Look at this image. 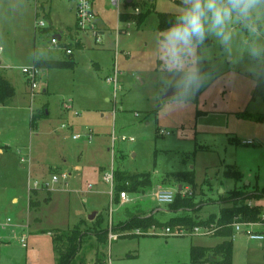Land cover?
Segmentation results:
<instances>
[{"label": "rangeland", "instance_id": "1", "mask_svg": "<svg viewBox=\"0 0 264 264\" xmlns=\"http://www.w3.org/2000/svg\"><path fill=\"white\" fill-rule=\"evenodd\" d=\"M133 2L155 13L141 24L132 18L124 25L108 0H97L101 44L96 45L91 36L74 33L73 1L0 0V76L14 90L13 98L0 104V264H57L65 246L54 239L71 230L83 235L70 264H222L211 254L202 263L190 259L192 247L208 249L223 240L214 231L203 235L165 223L174 216L206 221L220 206H230L226 197L238 189L260 196L246 203L261 213L251 231L264 234V121L255 119L264 115V104L252 99L264 60V11L258 20L253 13L258 34L234 14L225 28L227 44L212 30L209 13L202 42L173 62L167 56L173 29L158 32L157 14L183 20L194 0ZM257 7L264 10V0ZM47 19L48 27H37ZM56 34L63 39L54 47L50 40ZM253 46L259 57L250 55ZM62 49L71 51L74 68L39 70L30 101L20 70L34 60L63 59ZM196 59L211 70L200 76L199 94ZM107 78H115V86ZM167 91L172 95L162 98ZM43 109L46 118L40 117ZM27 156L28 166L19 162ZM29 169L31 180L47 181L61 172L66 184L30 190ZM110 172L148 174L150 187L127 192L128 200L119 204L114 180L111 186L103 180ZM180 172H192L194 183L178 189L171 175ZM232 173L238 178L228 176ZM157 188L180 193L193 207L169 212L168 205L152 200ZM43 198L49 201L40 204ZM34 201L38 209L28 208ZM149 215L160 226L120 229L132 217ZM166 227L183 233L166 236ZM22 235L25 248L18 241ZM230 240V264H264V240H249L244 229Z\"/></svg>", "mask_w": 264, "mask_h": 264}, {"label": "trees", "instance_id": "2", "mask_svg": "<svg viewBox=\"0 0 264 264\" xmlns=\"http://www.w3.org/2000/svg\"><path fill=\"white\" fill-rule=\"evenodd\" d=\"M126 7L136 5L131 2L125 5ZM154 10V9H153ZM152 9H146L141 11L139 15L135 16L137 24H141L149 14L155 13ZM157 14V13H156ZM127 16H120V20H125ZM47 21H49L47 19ZM50 22V21H49ZM184 24L183 20H178L171 14L158 13L157 14V25L156 30L158 32H163L168 29H174L177 26H182ZM197 39L192 37L191 44H196ZM63 53V52H62ZM65 56L61 60H34L32 66L38 70H72L75 66L71 59V53L69 55L63 53ZM194 72L196 76L195 86L196 93L199 94L203 90L202 80L200 76L210 75L211 70L198 59L195 61ZM14 96V90L12 86L0 76V104H5L8 100H11ZM252 99L258 98L262 104H264V60H262L259 75L255 80L252 92ZM30 118V126L34 127L35 122L38 120L37 115ZM48 115L47 111L43 109L40 117L46 118ZM32 116V115H31ZM255 119L264 121V115L256 117ZM172 178L177 182L178 186L187 184L191 186L194 183V177L192 172H180L171 175ZM226 176V174H225ZM234 179H237L239 174L232 173L228 175ZM113 180L115 183V191H126L128 193H136L138 191L147 190L150 187V179L148 174L133 175L127 172H116L113 174ZM262 196H264V189H262ZM180 193H176L174 201L172 204L168 205L169 212L177 213L178 211H189L192 208L191 201L189 199L181 198ZM226 197L227 202L230 206L221 207L216 215H209L206 221L194 222L191 221L189 217H179L174 216L169 219L165 224L171 227H212L214 229V234L216 237L223 239L220 243L211 248L203 247H192L190 249V259L193 263H202L207 255L211 254L215 259L221 258L222 264H230L231 258V245L230 240L233 236L232 225L234 223H254L259 221L260 208L256 206L249 207L247 201L255 200L260 198L256 193H248L240 189L231 191ZM35 204L29 202L28 207H34ZM160 223L156 221L151 215L148 217H132L128 219L121 227V230L134 231V230H147L149 228L158 227ZM61 236L54 239L64 242L65 252L58 256L57 264H70L75 258L77 251L81 245V238L83 234H79L76 230H71L69 232H61ZM63 236V237H62ZM64 238V239H63Z\"/></svg>", "mask_w": 264, "mask_h": 264}, {"label": "built area", "instance_id": "3", "mask_svg": "<svg viewBox=\"0 0 264 264\" xmlns=\"http://www.w3.org/2000/svg\"><path fill=\"white\" fill-rule=\"evenodd\" d=\"M95 1L96 0H74V31L81 34V35H89L92 38V42L93 44L96 45H100L101 41L99 39V35L100 34V29L99 27L96 25V19L98 18L96 11L94 10L95 7ZM127 0H108V4L110 7H112L115 12H116V16L118 18V21L122 22L124 25H126V22L131 21L132 18L135 19V16L139 15L141 10L140 8L136 5L135 2H133V0H131V2H133L136 7L132 8V6L130 7H126L125 5ZM127 16L125 18V20H120V16ZM131 19V20H128ZM49 23L46 21H39L37 23V27L39 28H45L48 27ZM122 27V25H121ZM128 27L125 26V28ZM120 26L117 27L116 32H123L121 28L119 29ZM121 30V31H119ZM62 40V37L59 35H54L51 40H50V44L52 46H58L57 44H59ZM63 53L69 55L71 53V51L69 49H62ZM21 73L26 77V80L29 84V98L30 101H32L33 97H34V91L37 88V78H38V69H36L33 66L27 67V68H22ZM107 84L112 83L115 86L116 80L115 78H107L105 81ZM63 108L65 110H68L70 107L68 105V103L63 104ZM62 128H64V126H61ZM73 140H77L78 137L77 136H72ZM125 140V139H123ZM130 141H132V139H130ZM250 142H244V144H249ZM28 156L27 157H21L19 159L20 163H26L28 166ZM66 177L67 175L64 173H57V174H53L50 176V179H48L47 181H42V180H29L28 181V189L30 190H35L37 188H43V189H50V186H53L55 184L58 183H62V184H66ZM103 180L108 183V185L111 186L112 184V180H113V175L112 172L106 174L103 177ZM88 189L90 187H87ZM152 200H154L155 202L159 203V204H164V205H169L172 204L174 201V197H175V192L171 191V190H167V189H160L158 188L154 193L151 194ZM117 203L122 204L124 202H126L128 200V196H127V192L126 191H120L117 193ZM262 219H264V217H262ZM6 223L10 222V219H6L5 220ZM251 225H255V224H251ZM250 223H234L232 225V229H233V234L234 233H240L243 229H244V233L245 235L248 237L249 240L251 241H262L264 240V234H257L253 231H251L250 229ZM179 229V227H178ZM181 230V229H180ZM192 231L194 233L201 231L203 235H207L209 233H212L214 231V229L212 227H194L192 229ZM183 230L182 231H176V232H172L171 229L169 227L164 228L163 229V234L166 236H171V235H178L181 234L182 235ZM111 238L115 239V237ZM21 247L25 248V236L22 235L19 237L18 239Z\"/></svg>", "mask_w": 264, "mask_h": 264}, {"label": "clouds", "instance_id": "4", "mask_svg": "<svg viewBox=\"0 0 264 264\" xmlns=\"http://www.w3.org/2000/svg\"><path fill=\"white\" fill-rule=\"evenodd\" d=\"M259 3L260 0H194L193 6L182 17L184 24L175 27L169 36L167 56L173 62H178L182 52H190L192 37L202 42L206 31L204 21L209 19V13L212 30L221 38V43L227 44L230 41V34L225 33V28L234 14L236 20L248 28L250 33L258 34L256 20L264 11L257 7ZM253 13H256V20ZM250 55L259 57V48L251 47Z\"/></svg>", "mask_w": 264, "mask_h": 264}, {"label": "crops", "instance_id": "5", "mask_svg": "<svg viewBox=\"0 0 264 264\" xmlns=\"http://www.w3.org/2000/svg\"><path fill=\"white\" fill-rule=\"evenodd\" d=\"M70 1H73V11H74V0H70ZM130 1H131V0H130ZM96 3H97V0L95 1V4H94L95 7H96ZM96 14H97V12H96ZM97 16H98V15H97ZM49 19H50V18H49ZM46 21H47V20H46ZM49 21H50V20H49ZM49 21H47V22H48L49 25H50V22H49ZM51 26H52V25H51ZM72 32H73V31H72ZM74 33H75V31H74ZM56 35L59 36V34H56ZM61 37H63V36H61ZM62 39H63V38H62ZM61 51H62V50H61ZM4 79H5V78H4ZM5 80H6V79H5ZM6 81H7V80H6ZM7 82H8V81H7ZM8 83H9V82H8ZM9 84H10V83H9ZM43 92H46V91H43ZM25 94H26V93H25ZM4 146L7 147L6 149H9V148H10L8 145H4ZM3 151H4V150L0 147V155H3ZM43 166H44V165H42V164H40V165L38 164V167H40V168H42ZM52 167H53V166H52ZM34 173H35V172H34ZM30 175H31V170L29 169V170H28V174L25 175V177H27V184H28V181L31 180V176H32V175H31V176H30ZM178 188H179V186H178ZM157 189H158V188H157ZM25 190H26V188H25ZM167 190H168V189H167ZM49 199H50V194H49ZM49 199L47 200V199H44V198H43V200L40 201V204H41L43 201H44V203H47V202L49 201ZM13 201H16V200L14 199ZM33 203L35 204L34 207L38 209V207H39L40 204L38 205V202H37V201H34ZM28 204H29V203H28ZM27 207H28V205H27ZM221 207H222V206H220V207L218 208V210H219ZM28 208H29V207H28ZM37 209H36V210H37ZM217 213H218V211H217ZM217 213H216V214H217ZM216 214H214V215H216ZM149 216H150V215H149ZM146 217H148V216H146ZM166 228H167V227H166ZM231 238H232V237H231ZM220 242H221V241H220Z\"/></svg>", "mask_w": 264, "mask_h": 264}, {"label": "water", "instance_id": "6", "mask_svg": "<svg viewBox=\"0 0 264 264\" xmlns=\"http://www.w3.org/2000/svg\"><path fill=\"white\" fill-rule=\"evenodd\" d=\"M127 4L131 3L130 0H127L126 1ZM172 94L170 93V91H167L164 93V95L162 96V98H167L169 96H171ZM179 189V188H178ZM94 213H92L89 217H88V220H91L92 219V216H93Z\"/></svg>", "mask_w": 264, "mask_h": 264}]
</instances>
